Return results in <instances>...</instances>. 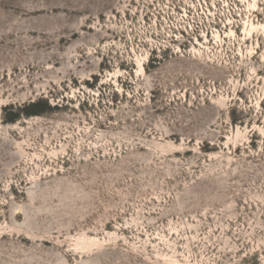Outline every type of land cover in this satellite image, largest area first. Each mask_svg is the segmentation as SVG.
<instances>
[{"label": "rangeland", "instance_id": "rangeland-1", "mask_svg": "<svg viewBox=\"0 0 264 264\" xmlns=\"http://www.w3.org/2000/svg\"><path fill=\"white\" fill-rule=\"evenodd\" d=\"M0 264H264V0H0Z\"/></svg>", "mask_w": 264, "mask_h": 264}]
</instances>
